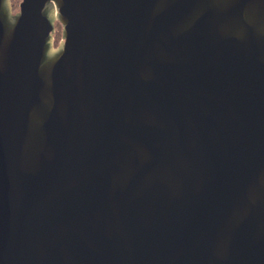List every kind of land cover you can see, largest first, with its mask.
I'll return each mask as SVG.
<instances>
[{
	"label": "water",
	"instance_id": "95a60500",
	"mask_svg": "<svg viewBox=\"0 0 264 264\" xmlns=\"http://www.w3.org/2000/svg\"><path fill=\"white\" fill-rule=\"evenodd\" d=\"M0 0V264H264V0Z\"/></svg>",
	"mask_w": 264,
	"mask_h": 264
},
{
	"label": "flooded vegetation",
	"instance_id": "af4514ba",
	"mask_svg": "<svg viewBox=\"0 0 264 264\" xmlns=\"http://www.w3.org/2000/svg\"><path fill=\"white\" fill-rule=\"evenodd\" d=\"M11 12L16 13L19 10V4L21 0H9ZM59 8L56 4V0H47L45 15L48 19H52V24L49 26L48 30L51 34L52 46L56 48L61 43L65 42L66 38L63 35V20H61L59 15Z\"/></svg>",
	"mask_w": 264,
	"mask_h": 264
}]
</instances>
